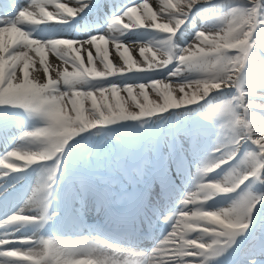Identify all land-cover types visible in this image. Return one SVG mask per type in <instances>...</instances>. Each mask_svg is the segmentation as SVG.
I'll list each match as a JSON object with an SVG mask.
<instances>
[{
  "label": "snow or ice",
  "instance_id": "1",
  "mask_svg": "<svg viewBox=\"0 0 264 264\" xmlns=\"http://www.w3.org/2000/svg\"><path fill=\"white\" fill-rule=\"evenodd\" d=\"M0 144V264H264V0H3Z\"/></svg>",
  "mask_w": 264,
  "mask_h": 264
},
{
  "label": "bare ground",
  "instance_id": "2",
  "mask_svg": "<svg viewBox=\"0 0 264 264\" xmlns=\"http://www.w3.org/2000/svg\"><path fill=\"white\" fill-rule=\"evenodd\" d=\"M62 2H65V0L64 1H62ZM49 10H51V9H49ZM112 51V49H110V52ZM49 60L51 61V59H52V57H51V54L49 55ZM2 147H4L2 144H0V149L2 148ZM0 167H2V165H0ZM35 181H36V178L35 177H33L28 183H27V185H26V188L28 187V184L29 183H31V184H33V186L35 185Z\"/></svg>",
  "mask_w": 264,
  "mask_h": 264
},
{
  "label": "rangeland",
  "instance_id": "3",
  "mask_svg": "<svg viewBox=\"0 0 264 264\" xmlns=\"http://www.w3.org/2000/svg\"><path fill=\"white\" fill-rule=\"evenodd\" d=\"M149 2L151 3L152 0H149ZM113 51H114V50L112 49V51L109 53V58H110V59H111V57H112V52H113ZM132 54H133V56H135L136 58H138V59L140 58V57H139V54H138V50H137L136 52H133ZM8 150H11V149H8ZM4 151H5V150H3V152H4ZM3 152H1L0 155L3 154Z\"/></svg>",
  "mask_w": 264,
  "mask_h": 264
}]
</instances>
